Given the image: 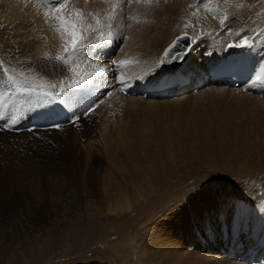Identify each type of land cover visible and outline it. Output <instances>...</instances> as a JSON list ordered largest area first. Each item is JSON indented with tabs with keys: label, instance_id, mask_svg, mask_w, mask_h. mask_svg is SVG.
Returning <instances> with one entry per match:
<instances>
[{
	"label": "bare ground",
	"instance_id": "obj_1",
	"mask_svg": "<svg viewBox=\"0 0 264 264\" xmlns=\"http://www.w3.org/2000/svg\"><path fill=\"white\" fill-rule=\"evenodd\" d=\"M146 1L147 0L124 3L122 0H75V2L73 3V0H68V3H70L72 7L82 8L86 12L91 11L92 13L103 14L102 16L93 15L91 18H89V23L85 26V31L91 37L92 44L93 38H95L94 36L96 35V33L108 30V28L110 29L112 25L110 26L108 23H111L113 21V18L121 14L117 7L129 6L134 8L135 11H137L140 8H146L147 6H151V4L153 3ZM246 1L251 2L252 0ZM162 2L165 3L166 1L162 0ZM170 2L171 3L168 4V6L174 7L175 11L177 12V19L179 21H183L181 23V27L176 28L175 30L171 29L177 26L176 18H174L176 21L174 20L173 22H171L172 27L167 29L163 27H154L146 29L145 31H142L143 29H135V32L130 29L131 31H129L125 35L121 31L122 28L120 31H115L117 34L113 31L109 32V36L113 38L112 42H114V44L109 48L108 54L114 56V58H116L119 62L128 61V63L125 64L126 69L123 70L121 68V71L123 73L122 78L124 79L125 83L158 77L163 72L164 65L166 64L178 65L183 70L195 69L197 71H204L206 66L222 62L230 56L232 58H249L257 66L264 67V39H262L264 38V34H262L264 33V20L259 22H256L255 20L253 22V20L249 19L248 17L244 18V14H242L244 8L241 9V15L237 13V16L235 17V19L237 18V20H231L233 15H235L237 11V0H202V2L201 0H175L174 3H172V1ZM196 2H198V6H196ZM256 2L257 5L254 6V10L261 8L260 5L262 2H260V0L255 1V3ZM50 4L51 2H49V5ZM110 9L113 10V13H111V15H106V13L104 12H107ZM170 9L174 10L173 8ZM260 12L263 11L260 10ZM145 15L146 14H144V16ZM262 15H264V13H262ZM245 16H247V14ZM97 17L103 18V20L107 21L103 24V26H101V29L98 28L99 23L95 22V19ZM222 19L225 21L224 25H221L220 23ZM58 23V21L52 18L51 9L46 6L43 7L41 1L39 0H0V66L8 69L7 75L0 72V91H4V89H6V91L13 90V93L18 94L16 97L11 96L10 98H4L0 95V121L5 122V124H9V126H7L8 128L12 127L11 124L13 126L16 125V122L18 121V119H20L22 115L26 116V110L32 109L33 107L34 110H37L34 105H30L33 100H46L48 95H50V99L53 103L61 104L60 106L63 107L66 106L73 112L74 116L76 117L75 126H77L81 120L84 121V118L77 119V117L84 115L86 110L89 109L94 102H96L100 97L107 94V90L112 92V82L110 83L109 88H106L105 90H103V92L100 93H96L93 90L92 85H95L98 81H100V83L102 82L103 79L101 80V78H103V74L101 75L100 69L103 68L107 70L105 71V74H108V78H110V73H118V71L120 72V69L114 72L110 68L111 66L101 68V66H106L105 63L108 61L97 60L95 56L90 58L92 54H89L90 52H88L86 57L84 55H81L80 57V60L82 59V62H89V64L83 63L87 70L86 72L84 70L85 68L82 69L85 72L84 76L76 78L74 77V75L76 74L72 73L71 75H74H70L69 78V75H65L70 72L69 70L67 73L64 74V76L65 78H72V80L81 79L83 81L87 79L88 81L89 79L93 80L92 78H97L100 76L97 81H93V84H91V82L89 81L86 85H83V87L81 88H73V91L70 90L72 87L68 89L69 83H67V88L64 85H57V80H60L61 78V72L58 66L62 62L58 59L50 62L51 60L49 61V58L46 60L45 57H48L51 54L65 55V52L63 51L65 47L64 39H62L61 34L57 30ZM235 24H237V26ZM136 25L137 24H135V26ZM90 29H97V31L95 33H92L89 31ZM181 31H187L191 34L190 38L192 48L190 49V51L186 54L177 55L173 59L163 57V49L171 42V40L176 35L179 34L178 32ZM127 34L129 37L127 40H125ZM245 34L246 38L254 43V46L251 49L236 47L229 48V45L238 43L239 38ZM121 38H123L125 42L121 46H119L118 44L115 45V42H119ZM254 52H256L257 56L254 55ZM178 57L182 58L178 59ZM111 60L112 59H110L109 61ZM70 62V64H73L72 60H70ZM102 62H104V64H102ZM109 63L110 62H108V64ZM54 65L57 67L56 70L53 72ZM73 66L76 67L75 70H77V66L79 67V65ZM84 72L82 73L84 74ZM97 72L99 73L98 75H91V78L85 79L86 76L89 77L90 74ZM9 75L13 77L15 84L9 81ZM55 82L57 83L56 85L60 87V92H64L63 95L55 96L50 92L51 90L48 88V86L57 87L53 86ZM52 83L54 84L42 86L43 84ZM263 83L264 79L254 85L252 88L242 87L238 90L226 89L224 85L213 84L204 87L198 91H186L178 95L173 94L170 97L162 99H143L141 96L124 98L119 94H117V96L120 101L125 102L143 101L149 104L152 103L162 105H174L180 102L183 103L184 100L188 99L189 96L192 97V95H194L196 98L201 97L199 99L202 100V96L209 94V96L211 95L210 97H212L211 99L217 100L224 98L225 96H227V94L230 93L233 94L234 97H240L238 99L242 101H247L248 103L254 106L258 103H262L260 99H258L261 97H258V94L250 93L248 90L255 88L261 89ZM20 88L28 89L29 91H20ZM6 91L4 96H6ZM116 92L117 91L112 94H116ZM71 94L77 95V99H81V102L84 103L85 106L88 104L86 110H81V115L77 114L75 105L72 103V101H70L71 99H68ZM94 96H97L98 98L96 99ZM108 101H110V99H108ZM244 104H246V102ZM112 105L113 103L110 104V106ZM201 108H203L202 105L200 109ZM110 109L112 108L110 107ZM174 109L171 112H175ZM203 110L200 111V114L204 113ZM242 110L244 109L242 108ZM166 111L167 110H163V113ZM169 112H166V114ZM176 112L179 113L180 111ZM243 113L245 112L243 111ZM176 116L174 115L172 118H175ZM179 116H181V113ZM196 116L197 114L194 116L195 119L198 118ZM242 116L244 115L242 114ZM148 117L147 119L150 120V118ZM182 117L183 116H181V118ZM3 118H6L8 121L11 122V124ZM135 119L132 122H136L138 120L137 119L135 121ZM159 119L160 116L158 120ZM206 119L208 118L206 117ZM221 119L222 120L217 119L219 121L218 124L221 126H216L219 127L215 129H218L217 131L212 133V128V130H208L210 132H206L209 127L208 126L206 127V129H204L205 131L201 130L204 132H196L197 134L193 135L181 132V129L180 131L174 129V131L176 130L178 132L172 131L173 129H171L170 131V126L166 123L168 122L166 120H163L165 123L162 121L161 122L162 124L164 123L169 126L167 128L170 132L166 133L164 131L167 129L166 127L164 130H161V132L164 131L168 135H165L164 132L162 135L160 134L161 132L158 133L153 131L155 130L153 129L155 127H151V125H153V123L151 122L152 120H150L151 123L148 122V125L146 124V130L143 128L145 131H139V129L135 130L137 129L136 127H138L136 124V127H134V131H136V133H132L137 137L138 143L136 144V148H134V143L136 142L130 143L131 147L128 146L130 148L129 150H131V153H129L130 155L125 156V158L122 157L123 154L122 156L120 155V157L124 159L123 160L121 158L122 164H120V167L118 169L120 173L117 176L115 175V172L113 173V175H111L109 173L111 171L108 170L109 172H105L102 176V179L100 178V180L98 181L94 180L88 183V185L86 184V186H84V184L82 183L83 180H81V191H85L86 188L91 189L93 183L95 182V185L99 186L96 190L101 191L100 193L102 194V197L98 196L96 197V199H102L105 201V203H107L108 209H105L103 211L105 213L100 215L98 221L100 220V218H106L110 215L109 217L111 218L109 220H111L112 224H114V226L110 227V229L113 228L115 234L105 236L104 233V238H106H99L103 244L109 242L108 239L114 240V238H117L119 240V237L123 235L122 230L127 229L126 242L123 243V247L125 248L124 252L126 253V255L131 256L129 264H244L243 262L238 260L225 259L220 253V247L222 246V244L225 243V238L230 239L235 235V230L237 227H239V230L243 229V232L241 233L242 237L247 235L249 237L258 236L264 238V189H259L256 185L250 184L246 180V177L244 176H250L248 172L249 167H247L246 170L248 173H240L242 169L239 168L241 166L246 167L248 165L243 162L246 161V158L244 159V157H239L237 155L238 158L236 161L217 162L215 160H211L210 162H206L208 169L211 171H216L215 168L219 167V174H217V176H214V178L220 177L219 175H222L224 172H229L232 175L237 174V176L235 177L231 176L230 178H221V188L219 184H212L211 182L206 181L209 184L208 186L201 185V191L196 196V192L188 193L190 194L189 200L186 199L184 201H181V198L185 197L184 194H187V190L185 188L184 189L186 191L182 190L184 192L180 190L171 192L170 194V192L168 191V185L176 183L177 185L171 188L175 190V188L180 185L177 182L188 178L190 174L179 164L178 156L181 155V153L182 155H188L185 157L196 158V156L198 157L200 153L204 152L200 149H208L216 142H224L222 138H225L227 136H225L223 133L233 134V123L229 124L230 122H228V120H226V118L224 117H221ZM171 120L174 122L176 121V119H170V121ZM179 121L176 122L180 123ZM190 121L192 120L190 119ZM54 122L59 123L60 127L49 129L46 131V133H48L53 139H55V141H63L66 136L65 134L68 131L72 130L73 126L64 125L65 122L61 121L60 119L58 120L56 115L54 116ZM105 122L107 121L105 120ZM124 122H126V120ZM142 122L141 124L144 123ZM156 122H158V124L161 123L159 121ZM183 122L184 120L181 124H183V126L186 125L184 124L185 122ZM195 122L197 124H195L196 127L199 129L198 126L202 124H204L205 126L209 125L208 123L210 121L207 123V120H205L204 117L203 119H196ZM21 123L23 122L21 121ZM149 123L151 124L150 127L153 130L149 129ZM192 124L194 123L192 122ZM102 127L105 128L103 124ZM83 128L85 130L84 126ZM185 128L186 130L189 129L187 127ZM129 130H133V128ZM193 130L195 131V129ZM244 130H246V127ZM68 134H70V132ZM44 135V132L40 130H33L29 133L23 132L15 134L7 131L5 128L0 127V161L7 156V153L9 154V150L12 147L16 145L25 144L26 141H37L38 139H41ZM211 135H220L221 137L215 136L214 139H209L208 137ZM151 136H153V138H151ZM251 136L253 135H250V137ZM121 139L122 138H120V140ZM121 141L123 142V140ZM66 143H69V141ZM132 144H134L133 147ZM125 146L127 147V145ZM239 148L240 147L237 144V151ZM176 150L182 152L180 153ZM67 151L69 152V150ZM106 151L105 152L107 154V158L111 157V149ZM122 151L123 149L120 152ZM119 154L120 153L116 152V154L114 155L116 157ZM115 161L117 162V160ZM75 163V156H71L70 164H72L71 166H73V169ZM257 169L258 168H256V172H254L256 173V175L262 173L259 172V170ZM113 170L116 169H112V171ZM254 173L252 172V174ZM231 179L233 180L231 181ZM199 181L201 180H199L198 178V182ZM237 182H239V185H237ZM189 187L190 186L188 185V188ZM179 192H182L183 195ZM51 206L55 205L51 204ZM41 209L42 208L37 210V214H35V217L39 219L36 218L35 221H38L37 224L44 222L48 223L49 220L52 219V217L48 215L47 209ZM127 212H130V214H132L133 216H128L127 218L124 216L121 217V215L127 214ZM54 217H58L60 219V222L63 224L65 223L67 215L55 213L53 219ZM83 217L84 220H87V217ZM75 219L77 221L80 220L78 216ZM81 219H83L82 214ZM116 220L117 222H115ZM101 223L102 222H100V224ZM116 243L119 244V241Z\"/></svg>",
	"mask_w": 264,
	"mask_h": 264
},
{
	"label": "rangeland",
	"instance_id": "obj_2",
	"mask_svg": "<svg viewBox=\"0 0 264 264\" xmlns=\"http://www.w3.org/2000/svg\"><path fill=\"white\" fill-rule=\"evenodd\" d=\"M39 1H41L43 7L46 6L50 8L49 2L51 1H47V0H39ZM165 1H166L165 3H163L162 0L160 2H153L151 6H147V7L145 6L146 8H140L137 11H135L134 8L130 7L131 9L127 10V13L125 9L126 6L117 7V9L120 11L121 14L113 18V21L111 23H108L110 26L112 25L111 28L110 29L108 28V30H105V31L97 32L96 35L94 36L95 38H93L92 45H95L97 48H99L100 45L102 44L104 49L106 50L105 53L103 52L101 53V58H96V59L101 60V61H106L105 59L107 60L112 59V57L104 58V56L108 54L109 48L114 44V42L112 41L111 43L107 42L109 38V32L111 31L116 33L115 31H120L122 28L121 31L125 35L131 30L135 32V29L136 30L143 29L142 31H145L146 29L154 28V27H163L167 29V28L172 27L171 22L175 20L174 18H176L177 20L176 25L178 27L175 26L171 30H175L176 28L181 27V23L183 21H179L177 19L178 17H177V12L175 11V8L168 6V4L171 3L170 1L174 3L175 0H165ZM255 1L257 0H252L251 2L246 1V0H237V11H236V14L233 15L231 20L235 19V17L237 16V13L241 15L242 8H244L242 11V14H244V18L248 17L249 19L253 20V22L255 20L256 22L264 20V15H262V13H264V0H260V2H262L260 5L261 8L256 9V10L253 9L254 6L257 5V2L255 3ZM196 6H198V2H196ZM128 7L129 6H127V8ZM170 8H173L174 10ZM151 10L153 13L151 12ZM260 10L263 12H260ZM104 13H106V15H111V13H113V10L110 9ZM144 14L146 15L144 16ZM246 14L247 16H245ZM94 15L102 16L103 14L94 13ZM125 15L128 16V17L126 16V19L128 22L124 24L122 22L123 21L122 18ZM235 20H237V18ZM97 21H99V24H98L99 29H101V26H103V24L107 22L106 20H103V18H100V17H97L95 19V22ZM135 24L137 25L135 26ZM235 25L237 26V24ZM181 32H184V31H181ZM181 32H178V33H181ZM128 37L129 36L127 34L125 40H127ZM125 40H123L122 38V42H120L121 40H119V42H115V45L118 44L119 46H121L125 42ZM89 54H91L90 58L94 56L93 52H90ZM61 56H64V55L51 54L48 57H45V59L47 60L49 58L48 60L49 61L51 60L50 62H52L56 60L57 57H61ZM70 60H72L71 57L68 58V60L63 61V62L61 61V62L64 63L65 65H71L74 68V71L72 70L73 69L72 67H70L72 69L69 68L70 72L68 71H67L68 73L66 72L67 74L65 73L62 74V72L60 71L61 78L60 80H57L58 84L55 82V84L54 83L43 84L42 86L54 84L53 86L64 85L67 88L68 87L67 83H69V85L72 84V81H73L72 78L69 79L72 73L76 74V75L73 74L74 77L76 78L77 77L80 78L84 76L85 75L84 70L86 72L87 70L83 63L89 64V62L88 61L82 62L81 61L82 59L81 60L79 59L78 61H76V63L70 64L71 63ZM108 62L105 63L106 66H101V68L107 67ZM102 64H104V62H102ZM73 65H79V67L77 66V70L79 71L75 70L76 67ZM105 71L107 70L105 69L104 72L101 73V75L103 74V78H101V80L103 79L102 82L100 83V81H98L97 82L98 84L96 83L95 85H92L93 90L96 93L103 92V90H105L106 88H109V85L112 82L110 78L113 76V74L110 73L109 75L110 78H108L107 77L108 74H105L106 73ZM79 72L81 74H83L82 72H84V74L81 75ZM64 74L66 76L69 75V78L67 77L65 78ZM99 77L92 78L93 80L89 79V81L91 82V84H93L92 82L93 81L96 82ZM87 78H91V75L89 77L86 76L85 79ZM89 81L88 79L84 80L85 84L83 83L79 87L80 88L83 87V85H86ZM48 88L51 90L50 92L55 96H61L64 93V92L63 93L60 92L59 86L57 87L48 86ZM70 88L71 87H69L68 89ZM73 88L74 87H72L70 90L73 91ZM111 90H112V93H115L116 91V89L113 86V83H112ZM5 91L6 89H4V91L3 90L0 91L1 92L0 95L4 98L5 97L10 98L11 96L16 97L18 95L17 93H13L12 92L13 90H11V91H6L7 92L6 96H4ZM220 95H226V94H220ZM210 96L209 94H206L205 96H202V100H201L199 99L201 97L196 98L194 95H192V97L189 96L188 99L184 100L185 102L183 101V103L180 102L174 105L167 104L168 105L167 106V105H162V104H152V103L149 104L143 101H140V102L120 101L118 99V96L116 94H113V96H110V97H104V96L100 97L96 102H94L91 105V107L95 106V110H93L92 112L85 113L84 115H81L80 114L81 110H86L88 107V104L85 106L84 103L81 102V99L79 100L77 99L78 97L77 95L71 94V96H69L68 99H71L70 101H72V103L75 105L77 114L81 115L79 118L80 119L84 118V121L81 120L77 126H73V124L69 125V126H73L72 128L73 131L72 130L68 131L65 134L66 136L63 139V141L61 140L55 141V139H53L48 133H46V131H43L45 135L41 139H38L37 141H26L25 144L16 145L12 147L9 150V154L7 153L8 157L6 156L3 160L0 161V171H1L0 173L2 174V175L0 174V222H1L0 223V260H1L0 264H129L131 260V256L126 255V253L124 252L125 248L123 247V243L126 242L127 229L126 230L121 229L123 232V235L119 237L120 238L119 240L117 238H114V240L108 239L109 242H107L106 244L102 243V241L99 238L101 237V239L102 238L105 239L106 237L104 238V233H105V236L110 235V234L111 235L115 234V231L113 230V228L110 229V227H113L114 224H112L111 220H109L111 218L109 217L110 215L107 216L106 218H100V220L98 221L100 215L105 213L103 211L105 209H108L107 203H105V201L102 199L100 200L96 199V197L98 196L102 197V194L100 193L101 191L96 190L99 186H96L95 182L93 183L91 189L86 188L85 191H81V180H83L82 183L84 184V186H86V184L88 185V183L94 180L98 181L100 180V178L102 179V176L104 175L105 172L108 173L109 171H111L112 173L109 172L111 175H113V173L115 172V175L117 176L120 173L118 169L120 167V164H122L121 158L122 157L125 158V156H128L130 155L129 153H131V150H129L130 149L129 147H131L130 143L136 142L134 143L135 145L132 144V147L133 145L135 146L134 148H136V144L138 143L137 137L133 134L134 132L136 133V131H134V127H136V124H137L138 127H136L137 129L135 130L139 129V131H142V130L145 131L147 129L145 126L148 125V122H150V120H152L151 122L153 123V125H151L150 124L151 122H150L149 129H151V127L153 126L155 128L153 127L152 128L155 130L153 129L151 130L155 132L160 133L161 130L165 129V127L167 128L170 126L169 128L170 131L171 129H173L172 131H174V129H177L178 131H180L181 129V132H185L190 135L204 132L205 131L204 129H206V127L208 126L209 127L206 130V132H210L208 130L210 129L212 130V128H213V130L211 131L212 133L217 131L218 129L217 130L215 129L221 127L218 124L219 122L218 120H222L221 117L226 118V120L230 122L229 124L233 123V127H234L233 134L223 133L225 136H227L225 138H222L224 142H216L215 144L210 146V148L208 149H204V148L200 149V150H203L204 152L200 153V155L198 157L196 156V158L185 157L188 155L187 154L182 155L181 153L182 151L176 150L181 153V155L178 156L179 164L182 166L183 169L188 171L190 174L188 178L177 182L180 185L176 187L175 190L171 188L173 186H176L177 185L176 183L168 185V191L171 194V192L180 191V190L182 191L186 189L187 194H184L185 197H182L181 201H184L186 199L189 200L190 194L188 193L196 192L195 196L199 194L201 191V185L208 186L209 184L207 182H211L212 184H219L221 188L222 186L220 183L221 178H224V177L230 178L231 176H234V177L237 176V174L232 175L229 172H224L222 175H219L220 177L214 178V176H217V174H219V171H218L219 167L215 168L217 172L211 171L208 169L206 162H210L211 160H215L217 162H220V161L231 162V161H236L238 156L244 157V159L246 158L247 162L246 161H243V162H245L246 165L248 164L246 167L241 166L239 168V169H242L240 173L243 174L242 172L244 173L249 172L250 176H244L246 177V180L250 184L256 185L259 189H264V122H263L264 121V102H263L264 97L258 98L260 99L262 103H258L253 106L247 101H242L238 99L240 97H237L236 95H235L236 97H234V95L230 93L227 94V96H225L222 99L216 98L217 100L211 99L212 97ZM108 99H110V101H108ZM209 100H210V103H209ZM245 102L246 104H244ZM111 103H113L112 106H110ZM201 105L203 108L200 109ZM174 106H175V109H174ZM110 107L112 109H110ZM241 107L244 110H242ZM173 109L175 112H171L173 111ZM163 110H167L166 112H169V111L170 112L166 114V112L163 113ZM202 110L204 113H206V114L202 113L203 118L205 117V120H207V123L209 121L210 122L208 123L209 125L205 126L204 124H202L198 126L199 127L198 129L196 127L197 124L195 120L203 119L202 114H200V111ZM176 111L178 112L180 111V112L177 113ZM243 111L245 113H243ZM170 113H172L173 115ZM176 113L179 115L181 113V116H183L184 119L183 117L181 118V116L177 115ZM195 113L197 114L196 117H198L196 119L194 117L196 115ZM240 113H242L244 116H242V114ZM230 114L231 115L233 114V115L231 116ZM161 115L164 117H162ZM174 115L175 116L177 115V116L175 118H172ZM159 116H160V119L158 120ZM147 117L150 118V120H148ZM206 117L208 119H206ZM243 117H246V118H243ZM178 118H181V119H178ZM134 119L135 121L137 119L138 120L136 122H132L134 121ZM170 119H173V120L176 119V121L180 120L179 121L180 123L176 121L174 122L172 120L171 122ZM190 119L192 121H190ZM105 120L107 122H105ZM125 120L126 122H124ZM153 120L154 122L156 121L164 122L166 120L168 121L166 123L169 126H167V124H164L165 122L163 123L164 125L162 124V122L159 124L158 122L154 123ZM183 120L185 122L183 123L188 126L186 125L183 126V124H181ZM141 122L143 124H141ZM192 122L194 124H192ZM101 123L103 124V126H105V128L102 127ZM6 125L9 126V124L7 123ZM181 125H182V128H181ZM83 126L85 127V130ZM216 126H219V127H216ZM185 127L189 129L186 130ZM192 127L193 129H195V131L192 129ZM245 127H246V130H244ZM128 128L129 129L133 128V130H129ZM169 129L167 128L164 131L166 133H169L170 132L168 131ZM201 130H204V131H201ZM164 131H162L160 134L163 135ZM252 131H253V134H252ZM69 132L70 134H68ZM166 133L165 135H168ZM250 135H253V136L250 137ZM211 136H209L208 138L214 139L215 136H220V135H213L212 137ZM120 138H122L121 140H123L124 144L120 140ZM151 138H153V136H151ZM64 141L66 142L69 141V143H66ZM237 144L240 147L238 151L236 149ZM125 145H127V147ZM105 149L106 150L111 149L112 151L111 157L107 158V154H106L107 151ZM122 149L123 151L120 152ZM67 150H69V152ZM116 152L120 153L119 155H117L119 157L120 155L122 156L123 154V156L120 157V160H119V157L117 156L115 157L114 154H116ZM70 153H71V156H75V160H76V163L74 166L75 170L72 168L73 167L71 166L72 164H70L71 162ZM98 160H99V163H98ZM115 160H117V162ZM4 165L5 166L8 165V166L5 167ZM247 167H249L248 172L246 171ZM256 168H258L257 170H259V172H262V173L256 175V173H254L256 172L255 171ZM112 169H116V170L112 171ZM3 171L5 172V174ZM9 172L11 175L9 174ZM252 172L254 174H252ZM6 173L9 175H7ZM209 176H213V177L207 180V182H204ZM198 178L201 181L198 182ZM232 180L233 179H231V181ZM188 185L190 186L189 188H188ZM237 185H239V182H237ZM182 192H179V193H182ZM51 204H54L55 206H51ZM40 208H42L41 210L47 209L48 215L52 217V219H50L48 223L44 222V223L37 224L38 221H35L37 218L35 217V214H37V210ZM55 213H59L61 215L62 214L67 215L65 223L62 224L58 217L57 218L54 217L53 219V216H55ZM81 214H82L83 219H81ZM77 216L78 218H80V220L78 221L75 219ZM83 216H85V218L87 217V220H84ZM123 216L127 218L128 216H133V215L130 214V212H127V214L121 215V217ZM100 222H102L103 224L102 223L100 224ZM115 222H117V220ZM118 241H119V244L116 243Z\"/></svg>",
	"mask_w": 264,
	"mask_h": 264
},
{
	"label": "snow or ice",
	"instance_id": "obj_3",
	"mask_svg": "<svg viewBox=\"0 0 264 264\" xmlns=\"http://www.w3.org/2000/svg\"><path fill=\"white\" fill-rule=\"evenodd\" d=\"M75 0H73V3ZM202 2V0H201ZM51 9L52 18L56 21H58V28L57 30L61 34L62 39H64V52L65 55L61 57H57L59 61H66L68 58H72V63H76L77 60L80 59L81 55L87 56L88 52H93L94 56L96 58H101V53H105L106 50L104 49L103 45L101 44L99 48H97L95 45L91 44V37L88 33L85 31V26L89 23V18H91L94 13L91 11H85L82 8L79 7H72L70 3L66 2V0H51V4L49 5ZM99 23V21H97ZM221 25L225 24V21L222 19L220 21ZM92 33H95L97 29H90L89 30ZM264 34V33H262ZM112 37L109 36L108 43H111ZM179 39V37L177 38ZM122 42V38L121 41ZM254 46V43L246 38V34L242 35L239 38V42L229 45V48L236 47V48H249L251 49ZM175 47V42L172 46ZM167 55V53H166ZM182 58V57H178ZM115 61H112V65L116 66ZM128 61H120V65L127 64ZM57 66H53V72L56 70ZM59 70L62 73H66L71 65H65L64 63H61L59 66ZM74 71V69H72ZM105 69H100V72L102 73ZM0 72L7 75L8 69L0 66ZM99 73H93L90 75H98ZM9 81H11L13 84H15V81L13 80V77L11 75L8 76ZM258 79H260L258 77ZM82 83H84L81 79H75L73 80L72 84L69 85V87H79ZM20 91H29L28 89L20 88ZM79 119V117H77ZM69 123H72L73 126H75V121L69 117ZM51 128H58L60 127L59 123H52L49 125ZM213 176H209L204 182L211 179Z\"/></svg>",
	"mask_w": 264,
	"mask_h": 264
}]
</instances>
